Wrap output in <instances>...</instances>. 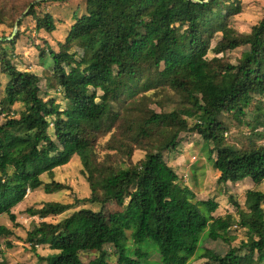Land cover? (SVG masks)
Segmentation results:
<instances>
[{"label": "trees", "instance_id": "1", "mask_svg": "<svg viewBox=\"0 0 264 264\" xmlns=\"http://www.w3.org/2000/svg\"><path fill=\"white\" fill-rule=\"evenodd\" d=\"M37 1L27 0L19 10L0 0V25L13 27L29 8L25 16L34 19L35 34H53L54 17L38 16L35 10L43 2ZM85 1V15L75 16L58 51L46 41L39 50L40 60L51 62L48 88L62 93L64 109L40 98L39 77L19 71L3 48L14 42L0 41V75L6 81L0 100V216L15 222L12 210L42 187L40 177L53 178L55 169L76 157L90 195L75 203L100 210L80 209L54 224H35L26 236L32 253L39 247L52 252L38 256L40 262L109 264L106 248L113 246L119 264H149L153 252L161 264L210 256L225 263L243 250L246 263L264 264V218L240 212L236 224L231 215L213 219L218 204L194 201L163 159V153L177 150L181 134L193 133L204 141L220 184L264 182V15L240 37L225 12L230 0ZM217 35L221 38L212 48ZM74 47L82 52L79 63ZM243 48L237 63L228 61V54ZM209 53L224 58L207 59ZM254 102L263 109L247 122ZM16 105L24 109L18 118ZM231 124L246 126L245 145L227 142ZM103 138L107 153L100 156ZM136 152L144 158L133 163ZM44 155L47 168L39 164ZM64 189L55 182L44 185L46 194ZM249 196L264 203L261 192ZM110 206L120 210L112 214L117 223L125 219L133 250L109 242L114 232L104 211ZM71 208L48 202L28 213L45 220ZM232 227L246 233L237 248L224 257L199 252L202 239L231 245L236 241L227 235ZM11 234L0 226V239ZM81 253L97 256L85 263Z\"/></svg>", "mask_w": 264, "mask_h": 264}, {"label": "rangeland", "instance_id": "2", "mask_svg": "<svg viewBox=\"0 0 264 264\" xmlns=\"http://www.w3.org/2000/svg\"><path fill=\"white\" fill-rule=\"evenodd\" d=\"M27 0H8V4L14 6H21L19 8H25ZM85 0H58V1H45L40 8L35 10L38 16H44L50 14L54 17L56 30L53 34L48 35L46 33L35 34V21L32 17H26L29 8L26 7V14H22L18 19L21 25L18 27L16 34L11 41L14 42L12 46L3 45L13 55V65L21 72H29L39 77L40 98L45 102L53 100L56 105L61 109L65 107V101L62 97V93L58 91L54 92L48 88L50 79L51 62L49 58L43 61L40 60V49L44 46V41L52 48L54 52L58 51V43L62 42L67 36L70 27L75 23L74 18H81L85 15ZM40 3V2H38ZM237 3H239L237 5ZM5 3L6 12H9L10 6ZM37 4V3H36ZM8 6V7H7ZM231 15L230 26L235 30L238 36L246 37L249 35L250 30L255 26L264 15V0H230L229 6L225 11ZM16 19V20H18ZM18 22V23H19ZM15 23L13 27L6 25H0V41L12 36ZM220 35H217L212 42V48L216 42L220 40ZM247 49H239L228 54L227 59L231 63H237L240 55ZM73 51L77 54L76 62L79 63L82 57V52L74 47ZM223 59V55H214L209 53L207 59L211 58ZM0 100L4 96V87L6 84L5 79L0 75ZM98 95H101L98 92ZM263 109V104L254 102L250 113L246 117V121H253L252 115L259 113ZM16 118L23 114V107L16 105L13 107ZM4 121L0 117V124ZM230 125V124H229ZM260 128V127H259ZM258 128V129H259ZM246 126H234L231 124V129L227 135V142L234 144L236 147H240L247 143L245 136L247 134ZM49 134L52 135V129L49 130ZM107 138L100 139V156H103L107 152L105 148L101 146ZM180 144L176 151L163 153V159L167 165L175 172L180 183L188 187L194 197V201L205 202L211 200L218 204V209L211 215L213 219L222 218L227 215H231L234 223L238 221L239 213H254L258 217L264 218V203L257 204L249 196L250 192H261L264 194V182L259 185H254L249 179L238 184H220L218 178L219 172L214 171L211 164L206 160L205 144L204 141L196 134L184 133L179 137ZM211 146L209 147V149ZM144 155L140 152H136L133 156V163L143 160ZM49 156H42V161L39 164L42 167L47 168L49 165ZM132 163V164H133ZM81 164L78 158H73L66 166L57 168L53 172V178L43 174L40 179L42 180V187L34 192H28L24 201L12 210L15 215V222H11L7 216H0V226H4L11 231V235L8 238L0 239V263L4 264H47L46 262H40L39 257H46L52 252L48 247H39L35 253H32L30 246L26 243L27 233L33 228L35 224L41 222L56 223L60 219H63L71 213L80 209H91L93 211L100 210L97 206L89 204H76V200H81L89 197L90 191L87 183L83 179L80 171ZM1 176V175H0ZM52 182L65 186V189L60 192L52 194H46L44 191V185ZM232 200V201H231ZM48 202H57L63 204L72 205V208L65 214L57 217H49L45 220L38 218L37 216H31L28 213L29 209H39ZM234 202V203H233ZM120 211L115 210L110 206L104 214L107 216V224L110 231L114 232L109 238L110 243H116L119 245H130V250H133V243L130 242V233L125 219L121 218L120 222H116L112 216L113 212ZM228 236H235L236 241L228 245L220 240L211 241L209 239H202L200 242V250H208L214 255L224 257L231 248H237L239 243L246 238V233L237 227H232L228 231ZM7 244L11 247L8 248ZM106 251L110 254L109 264H119L117 257L114 255L113 246H108ZM246 251H240L233 259L228 260L225 263H214L212 257L205 259H192L188 264H253L246 263L244 261ZM199 254V253H197ZM154 252L149 254V264H161L154 259ZM39 256V257H38ZM97 255L94 253L80 255L81 261L87 263ZM255 262L256 260L253 259ZM255 264V263H254Z\"/></svg>", "mask_w": 264, "mask_h": 264}, {"label": "water", "instance_id": "3", "mask_svg": "<svg viewBox=\"0 0 264 264\" xmlns=\"http://www.w3.org/2000/svg\"><path fill=\"white\" fill-rule=\"evenodd\" d=\"M45 1H52V0H41V1H37L36 3L45 2ZM54 1H58V0H54ZM196 2H198V1H196ZM208 2H209V0L204 1V3H208ZM26 12L24 14H26ZM18 22H19V19L16 20V22H15V26H14V30H13L12 36L10 38L5 39V41H11L12 40V38L14 37V35L16 34V31L18 29Z\"/></svg>", "mask_w": 264, "mask_h": 264}]
</instances>
